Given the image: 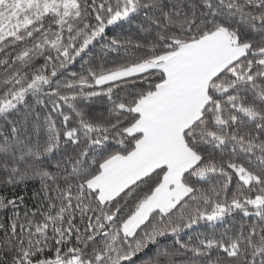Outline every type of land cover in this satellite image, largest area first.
<instances>
[{
    "label": "snow or ice",
    "instance_id": "obj_1",
    "mask_svg": "<svg viewBox=\"0 0 264 264\" xmlns=\"http://www.w3.org/2000/svg\"><path fill=\"white\" fill-rule=\"evenodd\" d=\"M0 264H264V0H0Z\"/></svg>",
    "mask_w": 264,
    "mask_h": 264
},
{
    "label": "trees",
    "instance_id": "obj_2",
    "mask_svg": "<svg viewBox=\"0 0 264 264\" xmlns=\"http://www.w3.org/2000/svg\"><path fill=\"white\" fill-rule=\"evenodd\" d=\"M109 36L113 35L114 33L112 31H109ZM256 39H259V37H256ZM113 56L115 54H112ZM98 60V58H97ZM40 63H42L43 61H39ZM96 62V61H94ZM73 71H80V63L77 62L75 64L74 67L70 66L69 67V72H73ZM67 75V74H66ZM92 111L96 114H99L101 111H103V106L100 104H96L93 105ZM39 190V181H29L26 185H20L18 186V188L16 189L18 194H22L25 196V200L26 202L31 205L32 203H34V201L32 200V196L34 192H37ZM21 211H23V208L21 209ZM149 255H151V253H149ZM147 257H142V259H146Z\"/></svg>",
    "mask_w": 264,
    "mask_h": 264
}]
</instances>
